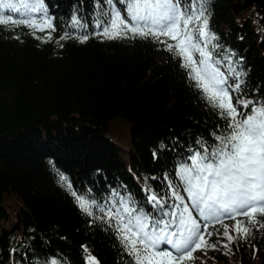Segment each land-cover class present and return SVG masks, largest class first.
Here are the masks:
<instances>
[{
    "label": "trees",
    "instance_id": "obj_1",
    "mask_svg": "<svg viewBox=\"0 0 264 264\" xmlns=\"http://www.w3.org/2000/svg\"><path fill=\"white\" fill-rule=\"evenodd\" d=\"M44 3L56 29L51 40L0 25V264H87L85 247L99 264H129L115 231L80 210L58 172L99 203L115 191L152 212L147 197L170 196L165 177L178 183L180 163L200 141L215 144L226 121L164 45L97 34L107 0ZM208 11L222 71L224 56L234 54L246 73L233 103L264 100V0H209ZM73 16L86 28H73ZM66 32L72 38L59 40ZM85 34L81 43L76 37ZM216 230L223 226L209 229ZM217 240L228 243L217 235L210 243ZM230 248L199 251L217 264H264V236L252 228Z\"/></svg>",
    "mask_w": 264,
    "mask_h": 264
},
{
    "label": "snow or ice",
    "instance_id": "obj_2",
    "mask_svg": "<svg viewBox=\"0 0 264 264\" xmlns=\"http://www.w3.org/2000/svg\"><path fill=\"white\" fill-rule=\"evenodd\" d=\"M118 3L124 7L107 0L108 10L98 14L103 19H97L96 27L102 29L97 34L106 39L151 38L164 45L180 60L188 79L226 124L213 133L215 144L200 141V150L180 163L176 170L178 183L165 177L170 196L152 193L147 197L152 212L137 208L130 195L120 196L115 191L107 202L99 203L95 197L89 198L90 193L78 194L68 178L58 172L60 182L83 213L115 231L131 258L129 264H191L198 250H215L220 245L231 251L234 240H247L251 235L246 225L264 228V222L258 219L264 216V100L235 97L233 103L246 73L237 71L231 61L234 54L224 56L228 68L226 72L221 70L222 61L216 59L220 46L214 43L218 37L209 28V0ZM0 25L26 26L34 35L46 32L45 42L56 30L44 0H0ZM71 26L86 28L76 16ZM69 38L66 32L59 40ZM76 38L83 43L88 35ZM94 210L101 215H95ZM225 219L234 222L231 227L235 236L230 234ZM217 224L223 226L222 234L219 230L209 231ZM213 235L226 237L228 243H210ZM84 251L87 264H99L87 247Z\"/></svg>",
    "mask_w": 264,
    "mask_h": 264
},
{
    "label": "rangeland",
    "instance_id": "obj_3",
    "mask_svg": "<svg viewBox=\"0 0 264 264\" xmlns=\"http://www.w3.org/2000/svg\"><path fill=\"white\" fill-rule=\"evenodd\" d=\"M160 58L161 59H164V57L162 55H160ZM258 219L262 222H264V218L263 217H258ZM251 228H252V231L254 233H256L257 235H260V236H264V228H260L259 230L256 229V226L255 225H252L251 224ZM229 229H231V232H234L232 230V227L231 225L229 226ZM232 234V233H231ZM87 255V254H86ZM195 256H196V260L192 263V264H217L215 263L214 261L210 260L209 258H207L203 252H196L195 253Z\"/></svg>",
    "mask_w": 264,
    "mask_h": 264
}]
</instances>
